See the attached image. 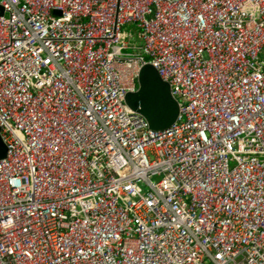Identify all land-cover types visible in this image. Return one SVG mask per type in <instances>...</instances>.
<instances>
[{
    "label": "built area",
    "instance_id": "1",
    "mask_svg": "<svg viewBox=\"0 0 264 264\" xmlns=\"http://www.w3.org/2000/svg\"><path fill=\"white\" fill-rule=\"evenodd\" d=\"M0 6V264H264V0Z\"/></svg>",
    "mask_w": 264,
    "mask_h": 264
},
{
    "label": "water",
    "instance_id": "2",
    "mask_svg": "<svg viewBox=\"0 0 264 264\" xmlns=\"http://www.w3.org/2000/svg\"><path fill=\"white\" fill-rule=\"evenodd\" d=\"M4 9L0 6V15ZM138 90L129 92L125 102L136 112L142 114L154 130L171 126L180 112L179 101L173 96L170 84L150 63L144 64L138 77ZM7 146L0 135V159L5 158Z\"/></svg>",
    "mask_w": 264,
    "mask_h": 264
},
{
    "label": "rangeland",
    "instance_id": "3",
    "mask_svg": "<svg viewBox=\"0 0 264 264\" xmlns=\"http://www.w3.org/2000/svg\"><path fill=\"white\" fill-rule=\"evenodd\" d=\"M135 27H136V26H135L134 24H130V25H129V28H130L131 30H133V31H131V33H132L133 36H136V33L134 32V31H135V30H134Z\"/></svg>",
    "mask_w": 264,
    "mask_h": 264
}]
</instances>
